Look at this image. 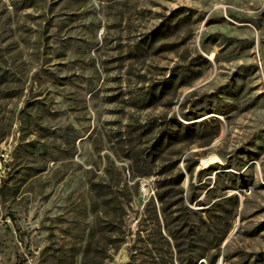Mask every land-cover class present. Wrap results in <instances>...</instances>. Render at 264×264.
Returning <instances> with one entry per match:
<instances>
[{
    "label": "rangeland",
    "instance_id": "obj_1",
    "mask_svg": "<svg viewBox=\"0 0 264 264\" xmlns=\"http://www.w3.org/2000/svg\"><path fill=\"white\" fill-rule=\"evenodd\" d=\"M0 264H264V0H0Z\"/></svg>",
    "mask_w": 264,
    "mask_h": 264
},
{
    "label": "built area",
    "instance_id": "obj_2",
    "mask_svg": "<svg viewBox=\"0 0 264 264\" xmlns=\"http://www.w3.org/2000/svg\"><path fill=\"white\" fill-rule=\"evenodd\" d=\"M139 195L142 199H148L153 195L151 188L148 187L147 180H144V182L141 183V186L139 187Z\"/></svg>",
    "mask_w": 264,
    "mask_h": 264
},
{
    "label": "trees",
    "instance_id": "obj_3",
    "mask_svg": "<svg viewBox=\"0 0 264 264\" xmlns=\"http://www.w3.org/2000/svg\"><path fill=\"white\" fill-rule=\"evenodd\" d=\"M177 183H181L182 179H183V176L181 174H179L177 177ZM176 180V179H175ZM158 201L159 202H162V199L160 198V196H158ZM190 232V231H189Z\"/></svg>",
    "mask_w": 264,
    "mask_h": 264
},
{
    "label": "bare ground",
    "instance_id": "obj_4",
    "mask_svg": "<svg viewBox=\"0 0 264 264\" xmlns=\"http://www.w3.org/2000/svg\"><path fill=\"white\" fill-rule=\"evenodd\" d=\"M201 162H203V164H205V163L207 162V160H205V161L203 160V161H201ZM152 192H153V190H152Z\"/></svg>",
    "mask_w": 264,
    "mask_h": 264
}]
</instances>
